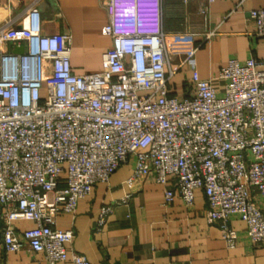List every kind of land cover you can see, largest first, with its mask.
<instances>
[{"label": "built area", "instance_id": "obj_1", "mask_svg": "<svg viewBox=\"0 0 264 264\" xmlns=\"http://www.w3.org/2000/svg\"><path fill=\"white\" fill-rule=\"evenodd\" d=\"M189 0H183L187 4ZM214 3L216 0H206ZM245 0H240L241 6ZM163 0H101L108 14L102 34L111 47L102 70H72V35H47L36 4L16 24L0 25V245L6 253L43 254L48 264H91L68 249L73 228L56 227L74 215L122 166L131 184L152 179L164 203L190 208L203 192L207 217L227 247L246 224L249 242L264 247V59L231 58L202 79L194 59L176 92L163 28ZM205 19L207 8L201 9ZM250 36L264 41V9H252ZM215 34L205 33L204 42ZM23 48L22 54L14 49ZM101 207L100 230L118 205ZM31 222L19 231L15 223Z\"/></svg>", "mask_w": 264, "mask_h": 264}, {"label": "crops", "instance_id": "obj_2", "mask_svg": "<svg viewBox=\"0 0 264 264\" xmlns=\"http://www.w3.org/2000/svg\"><path fill=\"white\" fill-rule=\"evenodd\" d=\"M163 0V28L169 35V64L175 75L170 83L179 93L190 76L184 64L196 49L194 59L202 79L215 77L228 60L264 59V41L250 36L254 24L252 9H264V0ZM36 4L47 35H72V70L82 75L102 70V56L111 47L102 34L108 14L101 0H0V25L16 24L29 6ZM207 8L206 28L201 9ZM215 35L204 42L205 33ZM131 165L119 168L106 184L98 185L93 195L79 202L74 215H60L56 227L73 228L75 239L68 247L85 256L91 264H264V247L248 240L246 224L238 218L228 225L239 234L236 248L222 239L218 224L207 217L202 191L195 193L194 205L181 200L167 206L164 187L152 179L138 178L131 184ZM130 196L127 205L115 208L107 223L98 230L101 207ZM264 212V197H257ZM19 231L33 227L31 222L15 223ZM0 264H48L43 254L25 250L6 253L0 245ZM74 264L69 256L65 262Z\"/></svg>", "mask_w": 264, "mask_h": 264}, {"label": "water", "instance_id": "obj_3", "mask_svg": "<svg viewBox=\"0 0 264 264\" xmlns=\"http://www.w3.org/2000/svg\"><path fill=\"white\" fill-rule=\"evenodd\" d=\"M13 52L17 53V54H22L23 53V48H16V49H14Z\"/></svg>", "mask_w": 264, "mask_h": 264}]
</instances>
